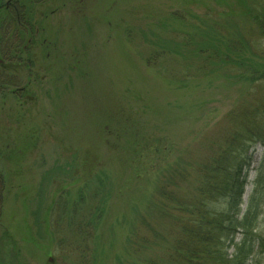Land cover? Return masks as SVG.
Masks as SVG:
<instances>
[{"label": "rangeland", "instance_id": "obj_1", "mask_svg": "<svg viewBox=\"0 0 264 264\" xmlns=\"http://www.w3.org/2000/svg\"><path fill=\"white\" fill-rule=\"evenodd\" d=\"M30 10L33 41L0 87V264H75L53 240L51 212L63 192L73 200L100 172L113 193L93 264L124 263L131 224L157 220L148 206L160 172L203 158L229 113L258 92L222 75L185 88L171 83L165 68L175 78L201 61L173 53L150 68L145 36L158 41L164 25L199 36L205 15L224 19L245 7L241 0H34ZM263 155L257 146L244 209ZM62 169L74 178L63 182ZM258 233L264 236V216ZM251 264H264V254Z\"/></svg>", "mask_w": 264, "mask_h": 264}, {"label": "trees", "instance_id": "obj_2", "mask_svg": "<svg viewBox=\"0 0 264 264\" xmlns=\"http://www.w3.org/2000/svg\"><path fill=\"white\" fill-rule=\"evenodd\" d=\"M11 2L0 6V59L4 62L0 87L7 85V71L20 64L15 59L27 55L36 29L30 10L34 0ZM241 2L244 15L224 19L205 15L208 20L200 24L199 36L175 32L166 25L165 36L158 41L145 36L152 49L145 59L148 67L173 53L201 61L195 71L187 63L175 78L165 68L168 76L162 75L171 83L185 88L193 79L222 75L234 83L247 82L250 91L258 92H251L229 113L226 130L209 142L203 158L178 160L160 172L148 206L149 215L157 213V220L142 218L131 224L128 258L124 263L119 259L120 264H251L259 253L264 254V236L258 233L264 216V155L244 209L254 153L257 146L264 148V0ZM251 96L257 98L249 103ZM60 172L63 182L75 175V171ZM56 173L46 172L48 177ZM112 193L109 176L100 172L77 190L73 200L66 191L53 206V240L75 264L94 263L93 243ZM36 221L40 223L38 217Z\"/></svg>", "mask_w": 264, "mask_h": 264}, {"label": "water", "instance_id": "obj_3", "mask_svg": "<svg viewBox=\"0 0 264 264\" xmlns=\"http://www.w3.org/2000/svg\"><path fill=\"white\" fill-rule=\"evenodd\" d=\"M4 62L0 59V64H3Z\"/></svg>", "mask_w": 264, "mask_h": 264}]
</instances>
